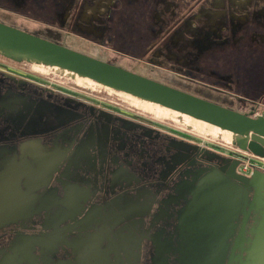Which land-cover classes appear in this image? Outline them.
I'll return each mask as SVG.
<instances>
[{
  "label": "flooded vegetation",
  "instance_id": "af4514ba",
  "mask_svg": "<svg viewBox=\"0 0 264 264\" xmlns=\"http://www.w3.org/2000/svg\"><path fill=\"white\" fill-rule=\"evenodd\" d=\"M6 5L16 13H44L25 16L26 22L47 25L43 32L37 29L42 38L74 50L93 42H77L78 48L63 43L72 40L71 33L91 37L102 50L106 40L117 55H149L153 65L168 57L181 73L170 80L156 74L159 82L219 105V100L236 104L230 109L252 117L264 110V0H8ZM64 23L66 32L60 31ZM20 73L0 66V192L10 181L13 194H27L29 210L0 227V264L208 261L190 256L194 245L179 227L188 199L184 192L174 201L181 194L175 189L196 168L183 167L194 159L191 154L174 152L180 139L167 135L163 143L155 127ZM6 169L11 175L4 176ZM135 203L140 207L134 209Z\"/></svg>",
  "mask_w": 264,
  "mask_h": 264
},
{
  "label": "water",
  "instance_id": "95a60500",
  "mask_svg": "<svg viewBox=\"0 0 264 264\" xmlns=\"http://www.w3.org/2000/svg\"><path fill=\"white\" fill-rule=\"evenodd\" d=\"M0 54L16 62H32L89 78L205 121L231 133L237 149L264 158V110L256 117L240 113L2 22ZM179 142L181 145L174 147L186 152L187 157L191 154L195 162H218L195 172L196 184L190 191L193 203L179 216L181 229L187 232L185 241L196 240L189 249L190 256L208 258L203 264H216L218 259L219 264L224 259L227 264H264V171L254 169L250 175L241 174L236 170L240 160L194 143ZM13 190L0 192V227L25 217L29 210V200H24L27 194L16 196ZM18 200L20 207L16 208ZM195 215L200 218L199 224L189 232L186 221Z\"/></svg>",
  "mask_w": 264,
  "mask_h": 264
},
{
  "label": "rangeland",
  "instance_id": "374dc122",
  "mask_svg": "<svg viewBox=\"0 0 264 264\" xmlns=\"http://www.w3.org/2000/svg\"><path fill=\"white\" fill-rule=\"evenodd\" d=\"M2 8V7H1ZM0 8V22L13 26L15 28L21 30H30L31 33L42 36L41 32L47 28V25L43 24L40 21H31L26 22L25 16L27 15H37L43 16L44 13H34L33 11L24 10L20 11L21 13H13L12 7L9 5H5L4 10ZM73 11V9H71ZM89 9V12H92ZM24 12V13H23ZM2 15H6L7 19H5ZM18 18H16V16ZM45 15V14H44ZM20 22H23L22 24ZM33 22V23H32ZM26 23V24H25ZM33 28L31 29L30 26L26 27L25 25H32ZM63 27L60 29L62 32H66L68 30L69 24H63ZM58 27V26H52ZM41 31V32H39ZM58 29V28H57ZM86 31L91 32V28H87ZM29 32V31H28ZM83 35H75L71 33L72 40L62 39L63 43L72 42L71 44L75 47L78 46L77 42L82 43L83 40H88L89 43L93 42L90 45H86L88 49H84L82 45H79V52L84 54L90 55L102 61L108 62L110 64L119 66L131 72H135L142 76L162 81L159 78L153 77L156 74L165 73L166 76L170 79H173L175 76L174 73L180 74L181 72H174V63L168 61V57H160L156 62V65L151 64L149 62V55H117L118 53L114 52L112 47V42L103 41V45L105 50L101 48H97L96 44L97 41L92 39L91 37L83 36ZM43 37V36H42ZM49 40H54V38H47ZM81 39V40H80ZM58 43V40H54ZM99 43V42H98ZM84 44V43H83ZM95 44V45H93ZM74 47V48H75ZM78 48V47H76ZM93 50V52H90ZM105 51L106 53L104 54ZM153 65L154 67L150 66ZM0 66L3 68H10L16 70L17 72L26 73L30 78L34 80H38L35 78L44 79L46 81V85H49L52 88H57L60 92L64 95H69L73 97H77L87 102H91L99 108H102L105 111L113 112L115 115L120 117L127 118L129 120L138 122L142 125H147L149 128H157L158 132L163 137L162 142L165 143L167 135L173 136L176 139H180L179 141L187 142V143H194L200 146H203L210 151L219 153V154H226L230 156L231 154H239L236 149L232 148L233 140L231 137V133L223 130H219L214 126H211L208 123L203 121L188 118L187 115H181L178 112L171 110L169 108L163 107L159 104L151 103L149 101H144L139 99L133 95L124 93L122 91L114 90L109 87H105L89 78L85 77H78V76H71L66 72H62L57 70L54 67L44 66L32 62H16L10 59H7L4 56L0 55ZM144 66L149 67V71L147 72ZM20 73V74H21ZM35 78H34V77ZM173 76V77H172ZM42 82V80H40ZM163 82V81H162ZM225 91H228L232 94H237V89H227L223 88ZM186 89H184L185 91ZM224 106L229 108H235L231 106L230 103H226L223 100H219V102ZM160 129V130H159ZM169 136V137H170ZM180 144V142H179ZM240 155V154H239ZM244 157L249 156L248 154H241ZM196 167L195 170H198L202 167L200 162H195L192 160L191 162L187 163V165L183 167ZM208 169V167H206ZM194 171V170H192ZM191 176V174H190ZM186 174L183 176V179H180V182L186 183L187 179H185ZM188 179V181H191ZM181 183V185H182ZM178 187V186H177ZM177 189V188H176Z\"/></svg>",
  "mask_w": 264,
  "mask_h": 264
},
{
  "label": "crops",
  "instance_id": "0c3cea01",
  "mask_svg": "<svg viewBox=\"0 0 264 264\" xmlns=\"http://www.w3.org/2000/svg\"><path fill=\"white\" fill-rule=\"evenodd\" d=\"M6 2H8V0L6 1V0H0V3L2 4V5H4V6H2V10H4V8L3 7H5V5H6ZM11 3V2H10ZM13 13H16V12H13ZM186 147V146H185ZM174 152H176L177 154L179 153V154H183V153H186V152H184L183 150H179L178 148H176V147H174ZM208 168H211L210 166L208 167ZM197 170H194V171H191L190 172V174H191V176H190V174H186V177H185V179H187V182L186 183H182V181L179 183V189L177 190V189H175L177 192H180L181 194L180 195H178V196H175L174 197V201L177 199V198H179L180 196H182L183 194H184V192H186V199H188V202L186 203L187 205L188 204H192L193 202H191L192 201V197H191V194H190V191H191V189L195 186V184H196V178L197 177H194L195 176V172H196ZM192 178V180L191 181H188V179H191ZM181 183H182V185H181ZM187 196H189V198L187 197ZM223 198V197H222ZM186 199L184 198V200H183V204L186 202ZM221 199V197H219L218 198V200H220ZM191 202V203H190ZM140 207V205L139 204H137V203H135L134 204V206H133V208L134 209H137V208H139ZM190 207V206H189ZM223 208V207H222ZM187 210V209H186ZM181 213H184V211L181 209ZM183 215V214H182ZM182 215H181V217H182ZM200 218L198 217V215L196 216H192V218L190 217V218H188V220L186 221V225H187V227H188V230H190L189 232H191V231H193V229H194V226L195 225H197V224H199V220ZM182 219L180 218V222H179V226L181 227V225H183L182 224ZM216 223H217V219H216ZM218 224V223H217ZM182 229H183V227H182ZM188 241H191L192 243H193V245H195V242H196V240H193V239H191V238H189L188 239ZM213 245V244H212Z\"/></svg>",
  "mask_w": 264,
  "mask_h": 264
},
{
  "label": "built area",
  "instance_id": "2783aa9c",
  "mask_svg": "<svg viewBox=\"0 0 264 264\" xmlns=\"http://www.w3.org/2000/svg\"><path fill=\"white\" fill-rule=\"evenodd\" d=\"M232 148L236 149L240 154V155L239 154L230 155V157H234L235 159L240 160L238 167L236 169L237 172L244 174V175H250V173L254 171V169L264 171V158L263 157L255 156L249 152L241 151L233 146ZM241 154H248V155L250 154V155L244 157Z\"/></svg>",
  "mask_w": 264,
  "mask_h": 264
},
{
  "label": "bare ground",
  "instance_id": "6f19581e",
  "mask_svg": "<svg viewBox=\"0 0 264 264\" xmlns=\"http://www.w3.org/2000/svg\"><path fill=\"white\" fill-rule=\"evenodd\" d=\"M64 71H67V70H64ZM67 72H69L70 73V71H67ZM128 94V93H127ZM157 104V103H156ZM162 106V105H161ZM163 107H165V106H163ZM167 108V107H166ZM170 109V108H169ZM171 110H173V109H171ZM177 112V111H176ZM179 113V112H178ZM179 114H181V115H186V114H182V113H179ZM188 116V115H187ZM189 117H191V116H189ZM191 118H194V117H191ZM194 119H196V118H194ZM197 120H199V119H197ZM200 121H202V120H200ZM203 122H205V121H203ZM205 123H207V122H205ZM208 124H210V123H208ZM211 126H214L215 128H217V129H219L218 127H216L215 125H212V124H210ZM219 130H222V129H219ZM223 131H225V130H223ZM20 169H23V168H21L20 167ZM6 175H4V176H9V175H11V173H10V170L9 169H6ZM7 181V180H6ZM8 186H6L5 188H3L4 190H11V186H10V184H11V182L10 181H7V183H6ZM18 198V197H17ZM24 198V197H23ZM8 199H12V197L10 198V197H8ZM25 201H27L28 200V198L26 197L25 199H24ZM27 205H25L24 207H26ZM15 207L16 208H19L20 207V200H18V202H17V204H15ZM28 207V206H27Z\"/></svg>",
  "mask_w": 264,
  "mask_h": 264
}]
</instances>
